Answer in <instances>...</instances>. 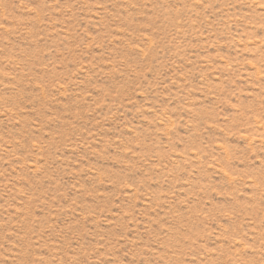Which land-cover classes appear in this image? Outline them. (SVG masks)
I'll use <instances>...</instances> for the list:
<instances>
[{
    "label": "rangeland",
    "instance_id": "374dc122",
    "mask_svg": "<svg viewBox=\"0 0 264 264\" xmlns=\"http://www.w3.org/2000/svg\"><path fill=\"white\" fill-rule=\"evenodd\" d=\"M0 264H264V0H0Z\"/></svg>",
    "mask_w": 264,
    "mask_h": 264
}]
</instances>
